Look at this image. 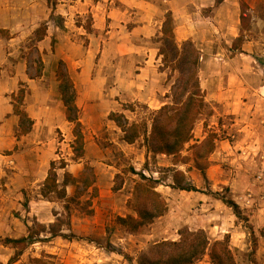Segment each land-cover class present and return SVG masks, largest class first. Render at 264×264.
<instances>
[{
  "label": "rangeland",
  "instance_id": "rangeland-1",
  "mask_svg": "<svg viewBox=\"0 0 264 264\" xmlns=\"http://www.w3.org/2000/svg\"><path fill=\"white\" fill-rule=\"evenodd\" d=\"M89 1L99 2V9L103 7V12L110 7L117 9L121 7L118 0ZM198 1L201 0H197V4ZM236 1L241 5V13L244 11L246 14L244 29L242 30L241 22L239 25L243 41H248L251 49L248 58L243 60L247 65L246 68L236 70L235 73L239 75L246 87L242 100H250V104H253L252 113L255 114H253L254 117L242 118L247 124L250 123L259 128L264 125L262 121L264 90L261 89L264 86V0ZM61 4H69V2L67 0L0 1L1 25L3 21L7 23L13 19L12 16L20 15L26 18L29 17V13H33L35 16L44 17L52 10L50 19L52 18L61 30L52 31L53 35L47 32L48 48H43L39 47L38 41H35L34 32L47 20L39 22V26L31 34L34 26L32 23L13 46H9L13 53L9 61L17 62L19 59L25 64L29 77L40 79L41 101L36 107L39 112L36 116H39L35 132L26 138L19 137L18 143L13 140L11 149L1 150L0 148V264H7L15 254L12 247L3 243L5 238H19L26 235L28 226L33 225L35 221L49 227L56 220L55 214L63 211L64 206L61 201L46 199L41 194L51 161L56 160L60 163L62 159L67 162V169L76 176L85 169L86 164L90 165L96 178L98 191L94 197H91V189L82 196H76V185H69L66 188L68 196H75V198L70 201L71 229L65 228L63 232L68 234L73 232L81 239L69 240L61 236L50 237V233L42 234L43 240L29 246L14 264H32L33 257H44L59 264H138L140 256L149 252L154 244L163 240H178L179 230L185 227L191 230L204 229L211 244L228 236L235 264H261L259 257L264 254L261 250L264 249V228L257 238L253 234L250 209L244 208L234 200L240 207V214L237 216L234 209L224 204L221 199L222 197L232 198L228 188L223 186L216 193L213 192L217 189L216 187H213V190L210 189L211 182L207 170L215 162L210 160L211 155L206 176L195 167L192 159L191 146L200 143L207 136L203 125L212 119L214 110L211 104L207 103L204 113L194 126L192 139L185 145L182 155L189 157L186 163L175 164L172 156L145 154L143 137L130 146L123 145L125 148L119 143L123 132L117 123L109 118L111 113H123L130 122H140L149 120L151 112L172 100V84L177 79V73L171 69L162 70V64L158 68L159 84L151 87L152 89H146L148 93L152 91L160 102L153 99L134 100L135 90H137L134 85L135 78L138 67L143 63L144 54L135 55V53L125 52L124 44L131 41L142 47L154 45L160 47L161 35L139 38L132 35L131 31L140 22L137 24L127 19L124 22L113 16L105 18L103 20L105 24L97 30L93 28V13L88 11L79 17L74 15L73 27L79 26L81 31H85V36H70V28L64 26L59 15L53 14L54 10L62 6ZM10 9H12L11 13H9ZM95 10L97 11L96 8ZM222 19L224 21L228 19L231 25L234 24L231 13L229 17L223 16ZM243 41H234L232 47L240 48ZM71 42H78L84 48L91 50L93 61H90V64L93 67L82 72V65L69 58L72 55L69 49ZM222 46L226 50V55H230L229 44L224 41ZM197 48L200 51V62L201 54L210 57V52L209 54L201 52L200 48H203L201 43L197 44ZM61 59L67 63L68 72L74 81L79 79V83L85 84V78L88 81L96 78L105 79L106 94L115 93L121 104L118 105L115 102H112V106L107 104L104 108L107 113L109 112L106 113L107 117L106 115L100 118L79 115L83 121L81 122L85 136V153L81 158H76L73 148L74 124L63 116L65 106L59 93V80L56 74L58 62ZM236 65H241V61H238ZM1 68L3 69V66H0ZM200 68L201 64H199V71ZM226 72L208 71V77L226 78L228 77ZM206 75L207 71L204 70L203 78ZM120 89L121 92H119ZM167 95L170 97L167 98ZM110 97L113 100L114 96ZM94 102L100 103L101 98H95ZM118 106H120L119 109ZM109 120L118 126L116 130L108 126ZM0 124H4L7 128L4 119L0 121ZM34 146H39V149L32 150ZM251 160V158L248 159L247 166L244 165L246 174L250 178V187L246 191L255 193L253 189L261 187L256 184L255 178L262 164L260 161ZM222 164L224 171L233 169L229 162L224 161ZM131 169L158 179V190L165 199L173 198L172 202H169L170 209L165 215L156 218L135 233L123 228L116 221L117 216L133 214L128 202L133 199L135 181L139 179V176ZM176 169L185 172L186 185L194 186L197 191L206 188L204 192L214 200L205 203L200 200L197 191L183 192L177 198L168 194L171 190L167 187L174 183L173 175ZM197 170L198 177L193 173ZM63 173L64 170H58L59 181L63 180ZM114 187H120V189L115 191ZM88 199L90 202H87ZM215 199L219 202L216 203ZM89 209H93L92 215L88 214ZM229 217L235 219L234 223ZM209 252L210 249L195 264H214Z\"/></svg>",
  "mask_w": 264,
  "mask_h": 264
},
{
  "label": "crops",
  "instance_id": "crops-1",
  "mask_svg": "<svg viewBox=\"0 0 264 264\" xmlns=\"http://www.w3.org/2000/svg\"><path fill=\"white\" fill-rule=\"evenodd\" d=\"M67 1L69 4H61L62 6L54 10L53 14L59 15L64 26L70 28V36H85V31H81L79 26L75 25V28L73 27L74 15H78L79 17L89 11L93 13V28L97 30L103 27L105 24L103 20L105 18H111L113 16L120 18L124 22H126V19L127 21L133 20L137 24L140 22L138 26L133 27L131 34L139 36V38H152L156 35H161L165 15L168 11H171L175 23L177 42L180 44L190 39L196 46L201 43L203 46V48H200L201 52L206 54L210 52V57L201 54V68L199 71L201 74L199 75V79L201 80L200 85L205 92V101L212 105L214 113L211 121L208 123L207 129L204 125L203 127L205 128V133H208V130H213L223 136L216 142V147L211 153L210 160H214L215 162L211 164L209 169L207 168V174L211 182L209 184L210 189L213 190L212 188L216 187L217 189L213 190L216 193L217 190L225 186L228 188L233 200H236L244 208L250 209V221L253 225V234L258 238L260 231L264 228V179H258V174L264 169V125L256 128L250 123L247 124L242 118L254 117L255 114L254 112L252 113L253 107L251 106L253 104H250V100H242V95L246 87L239 75L235 73L236 70L246 68L247 65L243 60L244 58H248L249 50L251 49L248 41H243L240 48L232 47V43L241 35L239 25L241 22L240 3L236 0H221L220 2H217V0H201L200 2L198 1V4L197 0H118L121 5L120 8L110 7L109 10L107 9L103 12V7L99 9V2L95 3L89 0ZM110 2H113V0H110ZM11 12L12 9H10L9 13ZM229 13H231L234 21L233 25H231L228 19L225 21L222 19L223 16L229 17ZM51 14L52 10L44 17L35 16L33 13H29V17L26 18L16 15L12 16L13 19L7 23L3 21L2 25L0 24V26L9 29L11 32L10 38L4 39L0 37V66H3V69H0V121L4 119L7 125L6 128L4 124H0L1 150L11 149L13 140L18 143L19 137L26 138L35 132L38 124L37 117L39 116H36L39 113L36 107L38 102L41 101L40 79L29 77L25 69V64L19 59H17V62L9 61L10 57L13 56L9 46H13L14 42L19 39L22 33H25L27 27L32 23L34 26L31 34L39 26V22L43 20H47V32L49 35H53L52 31H61L56 22L52 18L50 19ZM48 37L47 34L44 39L38 41L39 47L48 48ZM224 41L226 44H229L230 50L228 49V52L231 53L230 55H226V50L222 46V42ZM124 46L126 47L125 52H129L130 54H144L143 63L138 67L137 77L135 78L134 85L137 90H135L136 96L134 100L147 101L153 99V101L160 102L153 95L152 91L148 93L146 90L159 84L158 68L162 64V56H159V47L157 45L153 47H142L132 41L125 43ZM69 49L72 53L69 58L82 65V72L85 69L88 70L90 67H93L90 64V61H93L91 59L92 52L90 49L84 48L78 42H71ZM74 54L77 55L73 56ZM238 61H241V65H236ZM204 70L207 71V75L203 78ZM208 71H227L225 74L228 73V77H208ZM20 82H24L27 85L24 109L33 119L34 124L31 132L26 135L17 136L19 117L14 114L11 95L18 92ZM84 82L85 84L79 83V79L74 81L77 90V105L79 107L80 117L92 116L100 118L105 115L107 117L109 112L107 113L104 110L107 104L112 106V102H115L121 105L116 95H114L115 93L112 92L111 95L110 93L106 94L105 79L96 78L88 81L85 78ZM261 89L264 90V86ZM121 91L120 89L119 92ZM110 96H114L113 100H111L112 98ZM95 98H101V102H94ZM262 98L264 99V96ZM119 107L117 108L119 109ZM63 116L66 115L63 114ZM80 120L82 121V118ZM262 121L264 122V119ZM108 126L114 130L118 127L115 123L112 124L111 120H109ZM94 132L97 134L96 130ZM119 143L123 148H125L123 146L125 144L128 146L132 145L123 140ZM38 149L39 146L32 148V150ZM100 151L102 152V150ZM143 152L145 154H151L145 146H143ZM250 158L252 159L251 161H260L262 164V168L255 178L256 184H259L261 187L259 189L256 188V190L253 189L255 193L246 191L250 187V178L246 174L244 165L248 164L246 162ZM224 161L229 162L233 166V169L224 171V165L222 164ZM193 173L197 177L199 176L198 170L193 171ZM172 185L167 188L171 190L168 194H172L174 198L186 192V190L174 188ZM204 190L206 188H202V191H197L200 200L205 201V203L212 202L214 199L204 192ZM172 199V197H166L169 209V202H172ZM215 202L217 203L219 200L215 199ZM229 218H232V222L234 223L235 219L233 217ZM229 225H231L230 222ZM261 250L264 253V249ZM259 258L261 264H264V254H261Z\"/></svg>",
  "mask_w": 264,
  "mask_h": 264
},
{
  "label": "trees",
  "instance_id": "trees-1",
  "mask_svg": "<svg viewBox=\"0 0 264 264\" xmlns=\"http://www.w3.org/2000/svg\"><path fill=\"white\" fill-rule=\"evenodd\" d=\"M221 0H217L220 2ZM245 5V3H243ZM246 14L241 13L242 30L245 27ZM48 25L42 24L34 32L35 41H40L47 35ZM0 37H11L9 29L0 26ZM243 41V34L237 38ZM159 56H162L161 69H171L177 73V79L172 84V100L158 110L151 112L149 120L130 122L123 113H111L109 118L121 128L122 140L134 144L139 138H144V146L153 155L165 154L174 158V163H186L189 157L183 156L185 145L192 139L194 126L199 117L204 113L207 103L205 92L200 85L199 64L200 51L192 40H185L179 44L175 35V23L171 11L165 15L159 37ZM57 78L59 80V93L65 106L66 119L74 124L73 135L75 137L73 148L76 158L83 157L85 153V136L83 125L79 118V107L77 105V90L70 76L67 63L59 60L57 67ZM40 75V74H39ZM34 78V77H33ZM27 89L24 82H20L17 93H13L12 103L14 114L19 117V130L17 136L26 135L31 132L34 121L24 109V101ZM167 97H170L167 95ZM207 129L208 123H204ZM221 135L213 130H208L207 136L200 143L191 146L192 159L195 167L206 176V170L210 165L209 156L216 147V142ZM9 154V153H6ZM64 170L63 180L59 181L58 170ZM139 176L135 181L133 199L128 202L133 214L117 216L116 221L131 233L137 232L141 227L152 223L156 218L165 215L168 210V202L158 190L159 180L148 177L143 172L131 169ZM173 187L186 191H197L194 186L186 185L185 172L174 170ZM76 185V196H82L89 189L92 190L91 197L97 195L96 178L93 168L86 164L85 169L74 175L67 169V162L62 159L60 163L51 161L48 174L43 182L41 194L49 200L61 201L64 209L56 213V220L48 227L43 223L35 221L28 226L27 234L19 238H5L3 243L12 247L15 254L7 264H14L23 255L24 251L31 245L40 242L41 235L50 233V237L61 236L65 239H81L75 233H65V228L71 229V206L70 201L74 197L67 194V186ZM120 187H114L119 190ZM222 201L234 209L239 216L240 207L232 199L222 197ZM90 202V199L87 200ZM93 209L88 214H93ZM178 240H163L154 244L149 252L140 256L138 264H195L210 249L209 255L214 264H235L234 255L229 246V237L210 243L209 237L204 229L191 230L188 227L179 230ZM32 264H59L51 262L44 257L31 258Z\"/></svg>",
  "mask_w": 264,
  "mask_h": 264
},
{
  "label": "built area",
  "instance_id": "built-area-1",
  "mask_svg": "<svg viewBox=\"0 0 264 264\" xmlns=\"http://www.w3.org/2000/svg\"><path fill=\"white\" fill-rule=\"evenodd\" d=\"M258 179L263 180L264 179V169L258 174Z\"/></svg>",
  "mask_w": 264,
  "mask_h": 264
}]
</instances>
